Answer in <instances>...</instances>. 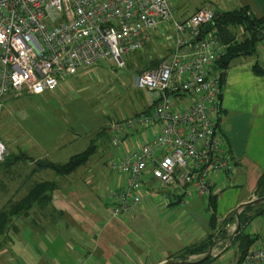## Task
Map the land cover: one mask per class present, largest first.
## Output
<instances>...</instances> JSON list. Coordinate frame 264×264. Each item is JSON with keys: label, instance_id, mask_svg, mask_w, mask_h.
<instances>
[{"label": "built area", "instance_id": "obj_1", "mask_svg": "<svg viewBox=\"0 0 264 264\" xmlns=\"http://www.w3.org/2000/svg\"><path fill=\"white\" fill-rule=\"evenodd\" d=\"M172 5L171 0H0V100L22 90L36 96L52 92L102 60L122 67V55L139 52L164 24L172 27L168 55L134 75L133 85L149 92L150 107L111 123L116 149L137 127L150 131L142 144L109 161L120 177L106 197L114 216L140 202L147 173L169 191L178 187L186 195L208 197L215 176L234 170L216 120L222 70L215 66L224 46L213 30L215 11L202 6L176 19ZM206 24L211 29L201 31ZM6 155L0 143V162ZM239 264H264V245L254 243Z\"/></svg>", "mask_w": 264, "mask_h": 264}, {"label": "crops", "instance_id": "obj_2", "mask_svg": "<svg viewBox=\"0 0 264 264\" xmlns=\"http://www.w3.org/2000/svg\"><path fill=\"white\" fill-rule=\"evenodd\" d=\"M217 3L221 5V9ZM202 6L222 12L247 7L250 16L254 17H260L264 13V0H207L200 5ZM182 18L185 17L179 19ZM239 28L241 36L238 38L236 34L237 40L246 34V30L241 26ZM154 33V37L159 34L157 30ZM260 35L263 38L256 39V51L251 56L235 57L221 78L222 91L216 120L218 131L228 144L234 170L231 174L215 176L210 194L216 196L217 227L220 231L225 229L226 234L233 230L235 220L231 222L225 219L234 213L237 205L258 198L255 194L257 179L264 172V75L256 74L252 67L254 63H258L264 69V31ZM146 48L153 49L150 46ZM166 50L169 53V48ZM21 92L36 96L23 90L6 94L0 100V113L6 101L19 97ZM9 127L12 128V133L0 136V143L4 145L7 154L14 156L24 153L25 158L9 167L0 166V191L3 194L7 192L2 191V188L7 187L1 179L4 175L8 174L10 186L7 197L0 195V209L9 202L18 201L37 182L50 180L55 186L48 201L41 205L35 203L29 213L23 216H11L9 230L0 246V264H160L166 259H172L186 245L196 244L208 236L211 227L204 211L209 212L210 218L209 196L186 195L178 187L169 191L147 173L141 184L140 202L129 212L114 216L109 211L110 204L106 197L107 192L119 184L120 177L113 173L106 179L102 163L94 157L86 160L88 167L81 168L85 165L83 164L64 176L49 168L38 169L34 165L36 160L62 163L60 148L66 142L75 140L77 134L72 131V136L66 140L63 137L69 128H73L62 127L57 123L50 127L33 122L28 127L24 126V132L27 133L24 137L20 127ZM109 131L111 133L110 128ZM144 131L149 130H139L137 127L124 134L122 143L117 148L119 152L116 159L131 145H140L149 138L150 135H142ZM134 135L138 136L141 143L134 140ZM17 136L21 137L16 138ZM24 163L29 170L19 168ZM171 204L178 206L170 208ZM252 206L254 208L250 213L259 207ZM241 210L242 208L239 212ZM160 220L166 225H180L181 229L184 221H189L192 230L184 231L186 240L178 237L181 245L177 246V251L163 249L159 258L154 255L143 261L146 252L139 247L140 242L144 240L143 236L148 230H161ZM225 243L226 239L219 246Z\"/></svg>", "mask_w": 264, "mask_h": 264}, {"label": "rangeland", "instance_id": "obj_3", "mask_svg": "<svg viewBox=\"0 0 264 264\" xmlns=\"http://www.w3.org/2000/svg\"><path fill=\"white\" fill-rule=\"evenodd\" d=\"M171 2L172 7H174V18L179 19L188 17L207 0H171ZM217 5L221 9V5L218 3ZM232 30L236 32L238 38L241 36L240 28L234 27ZM157 33L159 34H156L148 44L153 48L152 50H148L146 48L148 46H143V49L139 52L132 51L122 55L121 59L124 62L122 67H117L115 63L109 60H102L94 67L81 70L76 73V76L64 79L51 93L44 92L36 97L21 92L19 97L8 99L3 111L0 113V136H9L12 133V128L9 126H16L17 128L20 127L21 135L26 137L25 127L33 124V122L36 125L42 123V125H49L50 127H53V123H57L62 127L70 126L73 129L69 128L63 139L66 140L67 137L72 136V131H75L77 136L75 140L66 142V145L60 148L59 154L60 160H62L60 162L67 161L71 155L79 154L85 147L95 143L97 145L96 152L92 157L102 163L101 167L106 179L107 176L111 177L114 172L109 167V161L116 159L119 151L113 147L109 140L110 125L117 120L128 119L140 114L143 109L150 106L149 92L142 89L138 90L133 85L134 75L144 68L147 61L150 64L155 58L159 59V57L162 58L167 55L166 49L174 42V33L168 23L161 28L159 27ZM142 135L150 134L149 131H144ZM19 137L21 136L16 138ZM133 138L137 141L139 139L137 135H134ZM138 142L141 143V141ZM83 167H88V164L81 168ZM19 168L29 170L26 168L25 163L20 164ZM7 175L1 178L3 183L7 185L4 189L2 188V191L9 192L10 186H8ZM109 188H111V184ZM7 192L5 194L1 192L0 195L4 197L6 195L7 197L10 193ZM176 206L178 205L171 204L170 208ZM204 212L209 219V212ZM253 219L245 232L256 234L258 237L256 243L264 245V213H259ZM161 223V230L156 232L148 230L143 236L144 240L140 242L139 247L147 255V258H145V255L142 259L143 261L153 258L154 255L159 258L163 249L168 248L177 251V246L181 245L178 237L186 240V236L183 235L184 231L192 230L189 221H184L182 229L180 225L174 227L170 224L166 225L162 221ZM226 243H228V240H226ZM149 245L151 246L148 249L147 246ZM222 246L224 248V245ZM222 246H215L213 254H220L223 250ZM236 255V246H231L223 254L213 258L208 264H235ZM188 258L196 259L198 257L191 255Z\"/></svg>", "mask_w": 264, "mask_h": 264}, {"label": "trees", "instance_id": "obj_4", "mask_svg": "<svg viewBox=\"0 0 264 264\" xmlns=\"http://www.w3.org/2000/svg\"><path fill=\"white\" fill-rule=\"evenodd\" d=\"M213 18V30L216 31L218 39L217 41L224 46L223 53H221L220 57L216 60L215 68L222 70L223 77L224 71L228 69V66L235 57L238 58L240 56H251L253 52L256 51L257 35H260L261 31H264V13L260 17H254L252 15L250 16L247 7H238L237 9L226 10L224 12L215 11ZM240 26L246 30V34H244L241 39L237 40L236 32L232 30V28H239ZM157 61L158 59L155 58L151 64L146 63L143 69L152 67V65L156 64ZM252 67L256 74L264 75V69L260 67L258 63H254ZM149 107H146L143 109V111H146ZM95 146L96 145L94 143L90 144L81 152H79V154L75 153L71 155L64 163L62 162L54 164L49 160H36L34 161V165L38 169L49 168L56 174L63 176L68 175L69 172L79 168L81 165L85 164L86 160H89L95 151ZM24 158V153H18L14 156L8 153L4 157V160L0 162V166L9 167L10 164L17 163L19 159L21 160ZM54 186V183L50 180H45L41 183L37 182L30 186L28 193L18 199V201L9 202L7 203L6 207L0 209V246L3 244L4 235L9 230L11 216H23L29 213L35 203L41 205L44 203V201H48L50 199L51 192H53ZM255 194H257L258 198L264 196V172H262V174L257 179ZM208 196V206L211 210L209 218L211 229L209 230L208 236L196 244L186 245L185 248L182 250L180 249L177 253H175L172 256V259L185 260L191 255H202L205 251H207L211 243L217 239L219 240L226 237L227 234L224 231L225 229L220 231L215 221L217 218L215 208L216 196L211 194ZM253 208L254 206L252 205L246 206V208H242V210L239 212L238 220H240L241 228L235 235L232 242L229 243V247L236 246L237 249V259L235 264H239L242 261L243 256L247 255L253 244L257 242L258 237L250 232H245V230L254 217H257L259 213H264V203L259 204L257 210H254L253 213H250ZM233 218V214H229L228 218L225 220L228 219L231 222H234ZM216 256L220 255L217 254ZM216 256L210 257V259L205 260L200 264H208L211 262V260H213V258H216Z\"/></svg>", "mask_w": 264, "mask_h": 264}, {"label": "water", "instance_id": "obj_5", "mask_svg": "<svg viewBox=\"0 0 264 264\" xmlns=\"http://www.w3.org/2000/svg\"><path fill=\"white\" fill-rule=\"evenodd\" d=\"M209 28L211 29V25L210 24H206V25H204L203 28H201V31L207 32V30ZM262 38H263V36L257 35V39H262ZM261 203H264V196L263 197H259L257 199H251L250 201H247L244 204L241 203L240 205H237L236 209L234 210V213H233L234 220H235L234 231H232L231 233L227 234L226 237H224L222 239L215 240L213 243H211V245L207 249V251H205L202 255H199L198 258H196V259L187 258L185 260L174 259V258L173 259H166L163 262H160V264H200V263L204 262L205 260L210 259V257L216 256L217 254H213V250H214V247H215L214 245L217 242H222V240L226 239V240H228V243H226L224 245V248H223L222 252H220V254H223V252L226 251L229 248V243L232 242V240L234 239L235 235L237 234V232L241 228L240 220H238L239 210L241 208H246V206H250V205H255L256 206V205H259Z\"/></svg>", "mask_w": 264, "mask_h": 264}]
</instances>
